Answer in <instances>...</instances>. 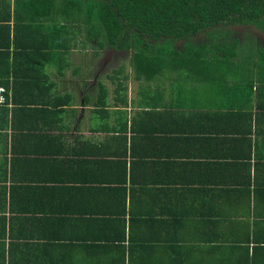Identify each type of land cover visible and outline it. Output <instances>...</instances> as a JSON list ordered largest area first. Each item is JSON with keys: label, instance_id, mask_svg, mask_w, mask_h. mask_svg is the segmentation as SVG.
Wrapping results in <instances>:
<instances>
[{"label": "crops", "instance_id": "crops-1", "mask_svg": "<svg viewBox=\"0 0 264 264\" xmlns=\"http://www.w3.org/2000/svg\"><path fill=\"white\" fill-rule=\"evenodd\" d=\"M60 12L0 0V76L21 78L0 104V264H264V51L237 50L248 27L174 41L199 64L135 68L85 31L59 38Z\"/></svg>", "mask_w": 264, "mask_h": 264}, {"label": "trees", "instance_id": "trees-1", "mask_svg": "<svg viewBox=\"0 0 264 264\" xmlns=\"http://www.w3.org/2000/svg\"><path fill=\"white\" fill-rule=\"evenodd\" d=\"M58 1L60 18L64 22L58 27L59 38L67 39V26H71L72 21H82L87 26L85 37L88 40L97 39L103 46L105 43L107 47L116 50H132V65L135 68L153 66L158 64L161 58L174 66L179 65L178 62L181 66L199 64L195 59L181 60L182 57L179 58V52L173 48V43L181 38L190 40L207 28L229 24H254L264 31V0ZM38 19L41 17L31 16V21ZM69 29L72 30L71 27ZM206 33L214 37V29ZM147 39H164V42L150 49L151 44ZM152 50L154 52H151ZM9 76L12 78L10 84L13 87L21 79L15 73L1 75L0 86H5L6 90Z\"/></svg>", "mask_w": 264, "mask_h": 264}, {"label": "rangeland", "instance_id": "rangeland-1", "mask_svg": "<svg viewBox=\"0 0 264 264\" xmlns=\"http://www.w3.org/2000/svg\"><path fill=\"white\" fill-rule=\"evenodd\" d=\"M70 25L71 26H69V27H71L73 29V34H75V35H79V34L83 35V33L87 27L86 25L83 26L81 21H77L76 23H74L75 26L73 25L72 22L70 23ZM241 36H243V40H242V42L239 41L237 43V45H236L237 50L243 51V54L246 56L249 55V57H251V59L254 58L255 60H252V62L257 61L259 59L260 55L264 51V48H263L264 44L262 42H259L258 40L255 41L252 36L247 35L246 33H242ZM95 40L97 42V39H91L89 43L92 44V41H95ZM217 40H219V39H217ZM79 44H80L79 47H82V45H86L87 43H85V41H82ZM134 45H135V43H134ZM227 48L228 47H226L225 49L228 50ZM150 49H152V46H150ZM213 50H216V48H214ZM245 51H247V53ZM261 51H262V53H261ZM125 53H129V52H125ZM263 59H264V55H263ZM260 60L262 61V56H261Z\"/></svg>", "mask_w": 264, "mask_h": 264}, {"label": "water", "instance_id": "water-1", "mask_svg": "<svg viewBox=\"0 0 264 264\" xmlns=\"http://www.w3.org/2000/svg\"><path fill=\"white\" fill-rule=\"evenodd\" d=\"M239 28H247L256 37L257 40L264 42V31L260 30L254 24H237Z\"/></svg>", "mask_w": 264, "mask_h": 264}, {"label": "built area", "instance_id": "built-area-1", "mask_svg": "<svg viewBox=\"0 0 264 264\" xmlns=\"http://www.w3.org/2000/svg\"><path fill=\"white\" fill-rule=\"evenodd\" d=\"M7 103L6 89L3 86H0V104Z\"/></svg>", "mask_w": 264, "mask_h": 264}]
</instances>
